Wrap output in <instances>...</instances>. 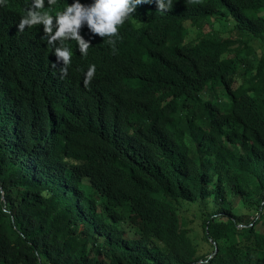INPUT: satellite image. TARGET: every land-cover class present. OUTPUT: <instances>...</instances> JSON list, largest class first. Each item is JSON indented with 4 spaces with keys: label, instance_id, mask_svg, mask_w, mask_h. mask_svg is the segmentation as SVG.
Masks as SVG:
<instances>
[{
    "label": "trees",
    "instance_id": "obj_1",
    "mask_svg": "<svg viewBox=\"0 0 264 264\" xmlns=\"http://www.w3.org/2000/svg\"><path fill=\"white\" fill-rule=\"evenodd\" d=\"M143 8L63 79L0 23V264H264V0Z\"/></svg>",
    "mask_w": 264,
    "mask_h": 264
},
{
    "label": "clouds",
    "instance_id": "obj_2",
    "mask_svg": "<svg viewBox=\"0 0 264 264\" xmlns=\"http://www.w3.org/2000/svg\"><path fill=\"white\" fill-rule=\"evenodd\" d=\"M66 4L68 6L61 13ZM143 5L158 13L166 12L172 8V0H94L90 5L82 4L80 0H0V23L5 22L6 18L13 19L18 32L27 29L42 32L48 44L55 49L56 61L52 67L61 65L60 78L63 79L70 66L69 48L72 40L76 41L82 55H87L91 44V40L85 41L83 37L87 39L90 33L93 37L98 35L109 38L108 42L114 47L112 38L117 37L119 25H124L131 17L135 24L142 17L151 19ZM144 25L138 26L143 28ZM95 72L96 67L92 65L85 75V87L90 85Z\"/></svg>",
    "mask_w": 264,
    "mask_h": 264
},
{
    "label": "rangeland",
    "instance_id": "obj_3",
    "mask_svg": "<svg viewBox=\"0 0 264 264\" xmlns=\"http://www.w3.org/2000/svg\"><path fill=\"white\" fill-rule=\"evenodd\" d=\"M210 19H211L212 23L214 24L212 26H209L208 30H207V31H209L211 29L210 33L208 34V36L210 38L217 39L218 34H221L223 37H227L231 34H235L236 31L234 29L232 30L233 26L231 24L225 28V25L227 24L226 17L225 18L224 17H218V18L210 17ZM205 22H206V20H205ZM190 34H191V36L203 37L204 32H203V30L201 31V29L200 30L194 29ZM252 45H253V51L252 52H260V51L262 52L264 50V47L262 46V42L258 39H255L254 42H252ZM236 46H238V43H236ZM234 47H235V45H232V51H230L226 56H228L230 53L234 52L233 51ZM235 125H237V124L235 123ZM241 210L243 213H249L250 212L249 209H246L245 207H241ZM255 212H257V211H255ZM255 212L253 211L250 213L249 219H254V217L259 216L258 212L256 215H254ZM258 229L259 230L262 229L261 225H259ZM200 247H201V252H208L210 250V247L206 241H201Z\"/></svg>",
    "mask_w": 264,
    "mask_h": 264
},
{
    "label": "water",
    "instance_id": "obj_4",
    "mask_svg": "<svg viewBox=\"0 0 264 264\" xmlns=\"http://www.w3.org/2000/svg\"><path fill=\"white\" fill-rule=\"evenodd\" d=\"M217 250V248L215 249V251Z\"/></svg>",
    "mask_w": 264,
    "mask_h": 264
}]
</instances>
